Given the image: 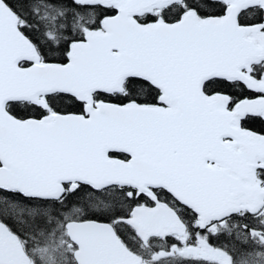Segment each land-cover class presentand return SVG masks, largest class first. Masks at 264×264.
Segmentation results:
<instances>
[{
    "label": "snow or ice",
    "instance_id": "6c2138e0",
    "mask_svg": "<svg viewBox=\"0 0 264 264\" xmlns=\"http://www.w3.org/2000/svg\"><path fill=\"white\" fill-rule=\"evenodd\" d=\"M0 264H264V0H0Z\"/></svg>",
    "mask_w": 264,
    "mask_h": 264
}]
</instances>
